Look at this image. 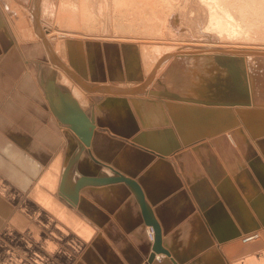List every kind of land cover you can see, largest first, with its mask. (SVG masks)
Instances as JSON below:
<instances>
[{"label":"crops","instance_id":"obj_1","mask_svg":"<svg viewBox=\"0 0 264 264\" xmlns=\"http://www.w3.org/2000/svg\"><path fill=\"white\" fill-rule=\"evenodd\" d=\"M48 10L0 0V264H264V134L237 123L243 146H224L233 109L214 113L223 103L204 82L194 95L151 89L116 39L49 49L33 28ZM117 174L142 191L159 260L132 187L97 181Z\"/></svg>","mask_w":264,"mask_h":264},{"label":"rangeland","instance_id":"obj_2","mask_svg":"<svg viewBox=\"0 0 264 264\" xmlns=\"http://www.w3.org/2000/svg\"><path fill=\"white\" fill-rule=\"evenodd\" d=\"M46 1L48 2V7L49 10L51 9V11L48 12V16H45V13H43V20L45 21L43 22V24L49 26L50 31L51 28L54 29L58 27L59 29H65V27H67L73 28L71 30L77 29L82 32L83 30H86L85 28H87L88 25V33L90 34L92 32V34H96L98 35V37H107V39H114L116 37L115 39H117V41L110 42L113 44L110 50L115 51L117 53L116 55L118 56L119 52L117 51L119 50L117 47L119 45H122V50L126 51L128 54V62L132 59L133 55H136V59L138 62L137 64L139 67L138 71L144 70V68L142 69L143 66L141 67L143 58L140 49V43L144 45L145 42L148 41L146 37L150 39V43L152 45H175L179 47L176 52L188 51L186 53H190L189 57L191 59V62H183L182 57H173L172 59L173 55H171L166 58L167 61L166 59L163 61L161 68H158V66L156 67V69L154 68L155 70L152 73L147 72L145 74L147 75V77H145L146 80L143 83L150 82L149 87L154 90H169L175 91L179 94V92H181L180 84L182 82V79H184L185 77L188 78V76H190L191 78H195L198 81L203 77V82L206 84L208 89L207 92H205L207 93V95L202 93L203 96H205L204 99L207 102H211L212 106L218 103H223L220 106H216V108L219 109L214 110L215 112L221 111V109H225V113L230 114L231 111L228 110L232 109L236 105L238 106L236 107L237 111H244V118L249 119V123L245 124L246 126H244L245 128L242 127V130L245 134H247V132L249 133L248 128L252 131L255 129L256 134L264 132V116L246 117L248 114L256 112H259L258 114L263 113L262 115H264V54H245L242 52L236 53L226 50L215 52L214 54H209L210 58H208V55L205 54V56H201L205 48H208L213 43L217 44L222 42L220 40L222 39L221 36L215 34L214 31L209 32L208 30H206V26L208 25L209 21V10H207V7L202 4L201 0H102V2L101 0ZM66 4L67 6H65ZM66 7H69L70 9ZM59 9H62V13L60 11V15L63 25L60 23L61 21H57L56 15L59 12ZM64 10H67L68 12H65ZM63 14H68V18L67 15L65 16ZM70 16L74 21L71 20L72 18ZM68 21L72 23L68 25L63 23ZM41 33H44L43 37L46 36L45 38L47 39V41L50 40L51 45H53L51 46V49L54 48L56 41H58L56 37V34L58 33L54 34L53 32H51V34H45L42 27ZM138 34H140V36ZM124 37L125 39L127 38L134 40H129L128 43L119 42V40ZM85 39L88 40L81 41L79 39L71 38L69 39V41L80 42L81 44L88 43V41H93L92 43H95L97 47H99L101 43L100 40H91L90 38ZM106 45H109V43L106 42ZM199 49L203 51L201 52ZM105 50L110 52L109 49ZM196 50H199L200 53ZM140 54L141 57L139 56ZM176 55H179V53H176ZM113 56L114 55L112 54V58ZM60 57L61 56H58L59 61L61 62L63 60L62 57ZM203 57L208 58L209 60L206 63H203ZM53 65L55 66V64ZM181 66L185 68L183 74L180 73L182 70ZM57 67L61 68L60 66ZM65 69L67 68H61V70L67 73V70ZM215 77L216 80L212 81L211 79ZM193 84H197V82H194ZM197 87V85H193V95L194 93H197ZM116 94L118 93L116 92ZM131 95L133 96L134 94L131 93ZM152 96L156 98H163L162 96ZM202 99L203 98H199V100ZM130 103L131 102L129 101V104ZM255 105H257L258 107ZM228 119H230V117H225V120ZM231 120L233 121V127H236L238 123L237 117H232ZM226 122L224 123L223 128L225 132L229 131V125L232 124V122ZM241 122L243 123L242 120ZM209 124L214 125L211 123ZM246 141V144L248 143V145H253L252 140H250L247 136ZM223 142L226 146L227 142L225 140H223Z\"/></svg>","mask_w":264,"mask_h":264},{"label":"bare ground","instance_id":"obj_3","mask_svg":"<svg viewBox=\"0 0 264 264\" xmlns=\"http://www.w3.org/2000/svg\"><path fill=\"white\" fill-rule=\"evenodd\" d=\"M154 1V0H153ZM165 1V0H164ZM173 1V0H172ZM102 2V0H101ZM117 2V1H116ZM158 2V1H157ZM202 4H204L206 7H207V10H209V21H208V25L206 26V30H208L209 32H212L214 31L215 34L219 35L222 37V39H219L222 41L221 43H217V44H212L210 45L208 48H205L204 49V52L202 53L201 56H205V55H208V58L209 57V54H214L215 52H219V51H232V52H242V53H245V54H264V0H201ZM55 3V1H54ZM66 3V2H65ZM64 3V4H65ZM119 3V2H118ZM167 3V2H166ZM191 3V2H190ZM159 4V3H158ZM168 4V3H167ZM93 5V4H92ZM152 5V4H151ZM156 5V4H155ZM162 5V4H161ZM63 6V5H62ZM67 6V4L65 5ZM69 6V5H68ZM89 6V5H88ZM87 6V7H88ZM121 6V5H120ZM137 7V6H136ZM64 8V7H62ZM66 8H69V7H66ZM92 8V7H91ZM109 8V7H108ZM133 8V7H132ZM158 8V7H157ZM161 8V7H160ZM183 8V7H182ZM70 9V8H69ZM90 9V7H89ZM95 9V8H94ZM110 9V8H109ZM62 10V9H61ZM59 9V12L57 13V21L60 22L61 21V15H60V11ZM139 10V9H138ZM160 10V9H159ZM50 10H48L46 12V15L49 14L48 12H50ZM65 12L67 10H64ZM104 11V10H103ZM118 11V9H117ZM68 12V11H67ZM109 12V11H108ZM150 12V11H149ZM162 12V11H161ZM62 13V11H61ZM114 13V12H113ZM121 13V12H120ZM164 13V12H163ZM19 14L21 16L19 22H15V26H16V30L19 32V34L21 36H26L28 34H26L25 31H30L29 27H25L24 26V19L22 18L23 14L21 11H19ZM154 14V13H153ZM65 15V14H63ZM62 15V16H63ZM67 15V18H68V14ZM65 15V16H66ZM132 15V14H131ZM157 15V14H156ZM86 16V14H85ZM164 16V15H163ZM71 17V16H70ZM134 17V16H133ZM149 17V16H148ZM152 17V16H151ZM155 17V16H154ZM153 17V18H154ZM159 17V16H158ZM65 18V17H64ZM72 18V17H71ZM106 18V17H105ZM119 18V17H118ZM128 18V17H127ZM66 19V18H65ZM122 19V18H121ZM125 19V18H124ZM160 19V18H159ZM163 19V18H162ZM161 19V20H162ZM26 20V19H25ZM73 20V18L71 19ZM111 20V19H110ZM208 20V19H207ZM49 21V20H48ZM74 21V20H73ZM159 21V20H158ZM43 22H45L43 19H41V27L43 29V31L48 34H51V32H53L54 34H56V37H57V47H59V43L61 42H64V41H69V39H81V40H86L85 38H90V39H93V40H97V39H106V38H103V37H98V35L96 34H91L88 33L89 32V26L87 25V28H85L86 30H83L82 32L77 30V29H74V30H71L73 28H67L65 27V29H59L58 27L57 28H54L52 29L51 28V31H50V28L49 26L47 25H44ZM127 22V20H126ZM19 23H22V24H19ZM38 22L35 21V23L33 24V28H35V32H36V35L38 37H42L44 43L46 44V46L50 49L49 47V43L47 41V39L45 37H43L44 33L42 34L41 33V27L40 29H38ZM49 23V22H48ZM62 24V21L60 22ZM65 24H71L72 22L68 21V22H63ZM122 23V22H121ZM207 23V22H206ZM163 24V23H162ZM26 25V24H25ZM63 25V24H62ZM157 25V24H156ZM160 25V24H159ZM27 26V25H26ZM121 26V25H120ZM123 26V25H122ZM204 26V25H203ZM125 27V26H124ZM123 27V28H124ZM132 27V26H131ZM83 28V29H84ZM118 28V26H117ZM120 28V27H119ZM130 28V27H129ZM134 29V28H133ZM53 30V31H52ZM77 30V31H75ZM131 30V29H130ZM154 31V30H153ZM158 31V30H157ZM137 32V31H136ZM106 33V32H105ZM138 33V32H137ZM147 33V32H146ZM150 33V32H149ZM42 34V35H41ZM99 34V33H97ZM158 34V33H157ZM162 34V33H161ZM140 36V34H138ZM127 36V35H126ZM135 37V36H134ZM64 38H67V39H64ZM116 38V37H115ZM114 38V39H115ZM158 38V37H157ZM156 38V39H157ZM136 39V38H135ZM140 39V38H139ZM143 39V38H142ZM141 39V40H142ZM145 39V38H144ZM146 39L148 41V43H150V39L146 37ZM145 39V40H146ZM117 40V39H116ZM120 40H123V41H129V40H134V39H125L124 38H121ZM61 41V42H60ZM138 41V40H137ZM141 42V41H140ZM145 44L140 46V49H141V53H142V65H143V68H144V73H152L156 67L158 68H161L162 67V64H163V61L168 58L169 56L173 55L172 56V59L173 57L174 58H179V57H182V61L183 62H191V59L189 57L190 53H186L188 51H184V52H176V50L179 48L178 46H173V45H163V44H158V45H152L151 43L150 44ZM216 42V41H215ZM220 42V41H219ZM199 43V42H198ZM139 44V43H138ZM155 44V43H154ZM206 44V43H205ZM208 45V44H207ZM197 46V45H196ZM230 47V48H229ZM190 49V48H188ZM200 50V49H199ZM199 50H196V51H199ZM190 51V50H189ZM193 51V50H192ZM201 52L203 50H200ZM199 51V53H200ZM176 53H179V55H176ZM82 54V53H81ZM205 54V55H204ZM83 55V54H82ZM81 55H79L80 57ZM134 56V55H133ZM141 57V54L139 55ZM211 56V55H210ZM251 56V55H250ZM135 57V56H134ZM208 58H205L203 57L202 58V61L203 63H206L209 59ZM250 59V58H249ZM252 60V59H251ZM167 61V59H166ZM201 61V62H202ZM247 63V62H246ZM249 63V62H248ZM251 63V62H250ZM161 65V66H160ZM201 67V66H200ZM203 67V66H202ZM249 67V66H248ZM155 68V69H154ZM182 70L180 73H184L183 71L185 70V68L183 66H181ZM206 68V67H205ZM61 69V68H60ZM250 69V68H249ZM68 71V69H65ZM200 70V69H199ZM62 72V71H61ZM64 73V72H63ZM170 74V73H168ZM69 73L68 75L66 74H63L62 75V80L63 82L64 81H69L71 80L69 77ZM147 77V75L145 76ZM167 78V77H166ZM149 79V78H148ZM168 80V79H166ZM212 81H215L216 80V77L215 78H212L211 79ZM181 92L179 93H182V94H188L191 92V89L189 88L191 84H193L194 82H197V85L199 86V84H201L203 82V77L200 78L198 81L197 79L195 78H191L190 76L185 77L184 79L181 80ZM72 82V81H71ZM74 82V80H73ZM166 82V81H165ZM170 82V81H169ZM143 84V83H142ZM141 84V85H142ZM80 88L79 89V92H81L80 89H82L83 86L79 85ZM178 87V86H177ZM193 87V85L191 86ZM197 90V89H196ZM206 90V89H205ZM254 90V89H253ZM203 91V90H202ZM125 93V92H124ZM205 93V92H204ZM209 93V92H208ZM247 94V93H246ZM118 94H109V96L107 98H110V99H117L119 98V96H117ZM206 95V94H205ZM170 99V98H169ZM175 99V98H174ZM189 99V98H187ZM191 99V98H190ZM193 99V98H192ZM108 100V99H107ZM182 100V99H181ZM248 100V99H247ZM120 101V100H118ZM186 101V100H185ZM191 101V100H190ZM197 101V100H195ZM108 102V101H106ZM138 102V101H137ZM136 102V103H137ZM200 102V101H198ZM193 103V102H192ZM197 103V102H196ZM138 104V103H137ZM207 104V103H206ZM136 105V104H135ZM175 105V104H174ZM200 105V104H197V106ZM205 105V104H204ZM138 106V105H137ZM136 106V107H137ZM148 106V105H147ZM187 106H190V104H188ZM194 104L191 106V110L189 109L187 113H189L190 111V114L191 111L193 110L192 108H195L193 107ZM242 106V105H241ZM247 106V105H246ZM257 106V105H255ZM144 107H146L144 105ZM167 107V106H166ZM207 107V106H206ZM238 106H234L232 109L235 111V114L237 115V117L239 118V124L241 126V129L242 127L246 126L245 124H248V120L249 119H246L244 118L245 114H244V111H239L237 112V108ZM252 107V106H251ZM258 107V106H257ZM256 107V108H257ZM147 108V107H146ZM178 108V107H177ZM176 108V109H177ZM188 108V107H187ZM249 108V107H248ZM253 108V107H252ZM263 108V107H262ZM174 109V110H176ZM229 109V108H228ZM149 110V109H148ZM196 110V109H195ZM211 110V109H209ZM208 111V113H212L213 111ZM231 110V109H230ZM240 110V109H239ZM140 111V109H139ZM145 111V110H144ZM205 111H206V108H205ZM232 111V110H231ZM193 112V111H192ZM196 112V111H195ZM204 112V110H203ZM219 112V111H218ZM194 113V112H193ZM208 113H206L205 115H209ZM214 113H216L214 111ZM259 112H256V113H250L248 114L246 117H258V116H264L262 114H258ZM258 114V115H257ZM188 115V114H187ZM193 115V114H192ZM196 115V114H195ZM201 115H199L200 117ZM211 117V115H209ZM208 116V117H209ZM191 117H194L191 116ZM197 117V115L195 116ZM194 117V118H195ZM202 117V116H201ZM209 117V118H210ZM215 117V116H214ZM213 117V118H214ZM207 118V117H205ZM225 118V117H224ZM223 118V119H224ZM237 118V119H238ZM222 119V118H221ZM244 119V120H243ZM241 120L243 121V123L241 122ZM198 121V120H197ZM222 121V120H221ZM227 120H225L226 122ZM228 122V121H227ZM226 122V123H227ZM230 122V121H229ZM196 124V123H195ZM197 125H199L197 123ZM237 126V125H236ZM250 126V125H249ZM195 128H197L195 126ZM245 128V127H244ZM229 130V129H228ZM249 130V133L254 137L255 135H258V134H264V132H261V133H258L256 134V130L254 129L253 131ZM230 131H232L230 133V135H225V133L223 134V140H225L226 142L229 141V139H232L234 141V144L235 146H238L240 149L241 147L243 146L244 144V137H243V134L242 132L239 130L238 132V126L237 127H233ZM229 131V132H230ZM228 132V133H229ZM248 133V132H247ZM248 133V134H249ZM248 136V135H247ZM217 138V137H216ZM213 139V138H212ZM251 140V139H250ZM216 141V140H215ZM251 142V141H250ZM88 143V142H87ZM217 144L216 143H213V145L215 146ZM225 146V145H224ZM237 148V149H239ZM236 149V150H237ZM235 151V150H234ZM233 151V152H234ZM240 151V150H239ZM237 152L238 150L236 151V155H237ZM242 153V152H241ZM240 155V154H238ZM148 226L146 227L145 231H146V235H151V239L154 240V229H152V225H149L147 224ZM149 227H151V231L149 232ZM148 237V236H147ZM150 239V237H148ZM159 253V252H158ZM157 252L154 254V259L156 260H159L160 259V254H158ZM160 253H167V252H160ZM150 262V261H149Z\"/></svg>","mask_w":264,"mask_h":264},{"label":"water","instance_id":"obj_4","mask_svg":"<svg viewBox=\"0 0 264 264\" xmlns=\"http://www.w3.org/2000/svg\"><path fill=\"white\" fill-rule=\"evenodd\" d=\"M82 140L84 141V143L87 144L88 134H86L85 137H82ZM97 181H102V182L123 181L132 187V189L135 191V193L137 194V196L139 198L142 215H143L145 222L149 225H152L154 232H155L154 240H153V251L154 252H166L161 247V234H160L159 227L156 224V222L149 215V212H148V210L145 206L144 200H143L142 191H141L140 187L138 186V184L134 180L129 179V178L124 177V176L119 175V174H117L115 177H111V178L97 179ZM151 259H152V257H151Z\"/></svg>","mask_w":264,"mask_h":264},{"label":"built area","instance_id":"obj_5","mask_svg":"<svg viewBox=\"0 0 264 264\" xmlns=\"http://www.w3.org/2000/svg\"><path fill=\"white\" fill-rule=\"evenodd\" d=\"M152 229H153V228H152ZM152 229H151V227H149V232H150ZM148 237H150V240H152L150 234L148 235Z\"/></svg>","mask_w":264,"mask_h":264}]
</instances>
